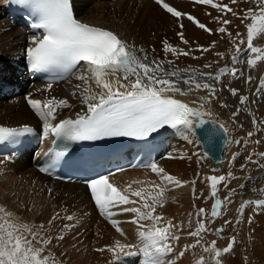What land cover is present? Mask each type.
Wrapping results in <instances>:
<instances>
[{
	"label": "bare ground",
	"instance_id": "bare-ground-1",
	"mask_svg": "<svg viewBox=\"0 0 264 264\" xmlns=\"http://www.w3.org/2000/svg\"><path fill=\"white\" fill-rule=\"evenodd\" d=\"M164 2L184 14L179 18L184 25L183 29L177 22L178 18L166 12L155 0H73V5L76 15L82 20L113 31L130 45H135L137 49H143L150 60L172 59L174 60L173 67L192 66L201 71L216 72L225 66L229 69L233 67L237 69L235 77L229 73L224 75L219 82L210 81L216 88V95L205 105L212 114L211 117L205 118L211 121L219 120L227 128V140L224 146L225 157L217 162L218 169L214 168L215 163L202 152L195 134L181 136L176 132V138L168 140L169 150L166 155L163 158H158L155 162L168 174L181 181L189 182L176 187L185 193L192 190L188 193L189 195L180 193L186 201L193 199V185L190 183L192 180L196 179V195L201 194L204 190L210 194L209 182L205 178L209 174L210 176H221L223 174L219 173L223 171L226 179L218 185L217 196L211 197L209 203L213 204L216 199L225 201L224 198L229 197L231 202H224L226 213L221 208L220 217L229 218V224L234 231L233 235L237 240L234 239L235 249L226 254L222 252V249L228 243L223 241L222 247L219 244L221 242H217L215 247L221 251L220 264H264V191H262L264 190V155H262L264 154V61L249 67L247 64L249 55L246 52L245 43L241 45L245 52L238 54V62H234L233 56L237 55L234 44L230 41L227 33L216 31L223 26L233 37L237 32L241 33L240 38L246 41V24L250 20L241 23V18L244 15V10L248 8L256 11L257 4L255 0H237L235 4L231 3V0H213L214 3L221 6L228 4L241 17L238 18L226 11H217L211 5L196 3V0H164ZM188 15L205 24L212 32H205L198 28L187 19ZM223 19H228L231 23L223 25L221 23ZM180 31H183L185 39L189 41L188 44L181 42L177 35ZM30 37L31 35L6 20L0 6V82L12 83L19 88L16 93L0 97V124L6 126L43 125V122L27 103L26 97L29 96L39 100L52 97L58 100H68L72 107L60 109L54 123L67 117L74 118L77 112L86 111V106L81 103L80 98V91L84 85L76 79V76L83 71L81 68H78L64 81L51 83V89H47L49 83L28 80H25V84L22 85L21 74L17 70L21 65L25 49L29 45ZM263 37L260 38L263 39ZM165 40L174 47L186 51L192 49L191 54L180 56L178 59L170 53L166 56L163 52V41ZM254 46L264 48V42L259 43L255 40ZM203 48H208L209 51L202 52ZM216 53H222L223 58L217 56ZM209 63L212 64V68L204 69L203 65ZM165 67L168 65L165 64ZM249 77L251 80L248 79ZM76 85H81V89H77ZM233 88L237 89L236 95H232L231 89ZM90 90L98 91L94 83L90 85ZM73 92H76L77 95L73 96ZM207 96L206 91H197L176 98L186 100L195 107L197 105L192 104V101ZM241 96L247 98L243 104L240 102ZM234 112L237 113L236 116H233ZM249 132L252 133V136H248ZM176 145L180 146L176 147ZM180 150L182 154L186 153V150L190 154L189 156L183 155L185 157L183 167H178L180 163L177 158ZM169 156L174 158H169ZM32 163L33 159L27 153L18 154L11 162L3 161L0 158V207H3L6 212L12 213L20 223L37 227L45 226L43 234L53 237L52 243L47 246L44 253L45 255L52 254L49 264H111L114 256L107 249L114 247L116 241H120L121 244H130L132 241L139 240L137 233L140 229L130 222L133 214L124 213L113 217L119 221L118 226L123 233L121 235L91 203L83 185L52 180L36 172ZM214 169L217 171H213ZM229 173H231L230 177ZM195 175H197L196 178ZM110 179L118 190L143 189L145 194L153 190L154 184L160 183L158 177L150 169L143 168L119 171L114 173ZM225 184L227 187L224 186ZM207 188L209 189L207 190ZM132 199L138 198L132 197ZM257 201L261 203L257 204ZM165 202L163 207L157 206L154 213V215L164 218L162 223L168 221L165 214L169 212L168 208L171 209V205L165 204ZM244 202L250 203L245 204L243 210H240V206ZM192 204L193 208H190L189 213L193 218L185 220L182 225V229H188L189 232L195 230L197 208H201L193 201ZM205 204H208V201ZM140 206L139 203L128 205V207ZM203 206L205 207V205ZM37 210L40 213L48 212L53 215L58 213L59 216L49 225V216H42V214H38ZM113 211H118V209H113ZM68 215L74 216L75 219L72 221L64 219ZM22 216L25 220L21 218ZM34 220L36 221L34 222ZM143 223L148 224L149 222ZM65 224L74 225V227L64 229ZM220 228L222 229V227ZM205 233L201 234V243L194 248H189L183 257L177 255L178 260L173 261L171 258L175 254L172 253L166 259L173 261L174 264H198V261L203 257L204 264H215L217 258L214 256V252L203 250L204 247L212 244V242H207L208 236H205ZM210 234L214 237L211 241H215L216 237L218 239L223 237V233H218L215 229ZM59 235L64 238L57 240L56 237ZM188 242L185 239L186 245ZM190 242H192L191 239ZM189 245L193 244L189 243ZM103 248L105 249L102 251L106 256L105 260L99 259L97 254L94 255L97 249ZM180 249L177 250V254L184 250L182 246ZM136 264H141V261L137 260Z\"/></svg>",
	"mask_w": 264,
	"mask_h": 264
},
{
	"label": "snow or ice",
	"instance_id": "snow-or-ice-1",
	"mask_svg": "<svg viewBox=\"0 0 264 264\" xmlns=\"http://www.w3.org/2000/svg\"><path fill=\"white\" fill-rule=\"evenodd\" d=\"M12 2L28 8L34 18L31 27L36 30L37 34L30 37L29 47L26 49L27 60L32 70L62 69L63 73L72 74L78 68L83 69L76 79L84 85L80 91V98L81 103L86 106V111L77 112L75 119L65 118L54 123L60 109L72 107L66 99L58 100L52 97L39 100L30 98V96L26 97L29 106L43 122L45 138L51 136L72 141H100L105 138L127 137L145 141L166 128L175 130L181 136L194 135L196 129H201L205 135L215 134L217 129L224 133L227 132L223 124H214L212 129L205 128V125L213 123L210 119H205L212 115L205 105L216 95V88L210 81L219 82L224 75L229 73L235 77L237 75L235 67L229 69L225 66L216 72H211L201 71L192 66L173 67L174 60L172 59L150 60L143 49L130 45L113 31L77 19L74 14L73 0H12ZM155 2L173 17L178 18L177 22L183 29L184 25L179 18L184 14L169 6L164 0H155ZM196 3L211 5L217 11H226V13L241 18L228 4L221 6L213 0H196ZM231 3H237V0H231ZM255 3L257 10L253 11L252 8H248L244 10L241 18V23L250 20L246 24V42L240 38L241 33L239 32L233 37L226 27L221 26L216 30L220 33H227L234 44L237 54L233 56L234 62H238V54L245 52L241 45L246 43L249 67L264 61V48L254 46V40L264 36V0H255ZM187 19L205 32H212L205 24L198 22L191 15H188ZM221 23L229 25L231 21L223 19ZM177 35L183 44L189 43L183 31L178 32ZM191 51L192 49L186 51L174 47L167 40L163 41V52L166 56L170 53L178 59L180 56H189ZM208 51V48L202 49V52ZM216 55L223 58L222 53H216ZM165 64L168 67H165ZM203 68L211 69L212 64H205ZM248 79L251 80V77ZM93 83L98 91L90 90V85ZM51 87L49 83L47 89ZM76 88L81 89V85H76ZM197 91H206L208 96L192 101V104L197 105L195 107L176 98ZM231 92L232 95H236L237 89L233 88ZM72 95L76 96L77 93L73 92ZM246 99L241 96V104ZM236 114L234 112L233 116ZM31 131L32 129L28 126L21 128L0 126V142L18 138ZM248 136H252V133L249 132ZM55 142L54 139L53 143ZM57 155H62V153H57ZM169 158L174 157L169 156ZM134 167L150 169L159 178L160 183L154 184L153 190L147 194L143 189L118 190L109 182V176L114 173L97 175L95 178L86 179L84 183L90 190L91 199L99 213L121 235L123 233L118 226L119 221L113 217L124 213L133 214L130 222L140 229L137 235L141 244L138 248V253L142 257L141 264H174L166 257L173 253L172 242L181 238L176 233L182 230V224L174 225L171 220L162 223L164 218L154 213L157 206H164L169 186L180 187L189 182L181 181L168 174L157 165L155 160L142 165H134ZM118 171H124V169ZM230 176L231 173H229ZM205 179L209 182L211 196L215 198L218 185L224 182L226 177L212 175ZM190 183L193 185V198L199 199L195 193L196 180ZM224 186L227 187L226 184ZM132 197L138 199H132ZM224 200L231 202L229 197H225ZM138 203L140 207H128V205ZM247 203L250 202L242 203L240 210H243ZM223 204V201L215 200L210 213L211 220L221 215L220 210ZM113 209H118V211H113ZM0 214H2L0 215V264H49L52 254L45 255L44 253L47 246L52 243L53 237L43 234L45 226L37 227L20 223L18 218L6 212L3 207H0ZM204 214V208L197 210V226L188 235L198 239L195 244L186 245L185 250L181 251L179 256L183 257L189 248H194L201 243V234L208 231L203 219ZM58 216V213L53 215L48 224L51 225ZM64 219L72 221L75 217L68 215ZM145 221L149 223H143ZM72 227L74 225H64V229ZM216 231L222 232L223 229H216ZM63 238L62 235L56 237L57 240ZM234 239L233 237L223 248V253H229L233 249ZM215 244L216 242L212 241V244L204 247L203 250L214 252L217 258L215 264H220L221 251L216 249ZM133 247L132 244H121L120 241H116L114 247L107 249L114 256L111 264H125L122 257L136 256L137 251H132ZM104 250L97 249V251ZM198 264H204L203 257Z\"/></svg>",
	"mask_w": 264,
	"mask_h": 264
},
{
	"label": "rangeland",
	"instance_id": "rangeland-1",
	"mask_svg": "<svg viewBox=\"0 0 264 264\" xmlns=\"http://www.w3.org/2000/svg\"><path fill=\"white\" fill-rule=\"evenodd\" d=\"M256 40V42H264V37H263V39H261L260 37L259 38H257V39H255ZM255 40H254V42H255ZM246 42V41H245ZM255 45H257L256 43H255ZM227 129V128H226ZM180 145H176V147H179ZM186 153H181V150L179 151V153H178V158H177V160L179 161V166L178 167H183L184 166V164H183V161L185 160V157H183V155H186V156H189L190 154H189V152L186 150L185 151ZM188 153V154H187ZM182 158H181V157ZM186 160H187V157H186ZM214 168L215 169H218V168H216L215 166H214ZM154 174V173H153ZM220 175L221 174H223L224 176H225V174H224V172L222 171V173H219ZM208 176H210V174L208 175ZM212 176V175H211ZM197 177V175H195V178ZM159 179V178H158ZM196 180V179H195ZM207 186H208V184H207ZM170 188H169V190L166 192V199H165V204H170L171 205V209H169L168 208V213L166 212V217H167V219L168 220H171L172 221V223L173 224H175V225H177V224H182V225H184V221L186 220V221H188V219L190 218V219H192L193 218V216L192 215H189L190 213H189V211H190V208H193V204H192V201L193 202H195V204L197 203L198 205H200V207L201 208H204L205 209V214H204V222H205V224H206V227H207V229H208V231H206V233H205V236L207 235L208 236V240H207V242L208 243H211L212 241V239L214 238V237H212L211 236V234H210V232H214V229H216V227H222V229H223V231L222 232H218V233H223V237H221V238H219L220 239V241H219V239L216 237V239H215V242H216V244L215 245H217V242H221V243H219L220 244V246H222L223 247V241H226L225 243H229L231 240H232V238L234 237V231H233V229H232V226L229 224V223H225V221H229V218H226V219H224L225 217H223L222 218V216L220 217H218V218H216L214 221L212 220H209V218H211L210 217V213H211V209H212V204L211 203H209L210 202V198L212 197L210 194H208V192L206 191V190H204V191H202L201 192V194H197L196 196L197 197H199L200 195V197H199V199H192V201H191V199L189 200V201H186L185 199H183L182 198V196L180 195V193H185V191H182L181 189H178V188H176V187H171V186H169ZM209 188H207V190H208ZM190 192H192V190L190 191ZM189 191H187L185 194H188V193H190ZM210 193H211V191H210ZM204 194H206V195H209V196H203ZM179 195V196H178ZM189 195V194H188ZM202 196H203V199H202ZM170 199H171V203H170ZM181 199V200H180ZM173 200V201H172ZM221 200V199H220ZM207 201H208V204H205V202L207 203ZM221 201H223V200H221ZM223 202H225V201H223ZM173 204V205H172ZM175 204V205H174ZM203 205H205V207L203 206ZM208 205V206H207ZM177 206V207H176ZM188 207V208H187ZM195 207H196V205H195ZM177 208V209H176ZM209 208V209H208ZM197 209H199V208H197ZM222 209H223V212L224 213H226L225 212V208H224V204H223V207H222ZM37 212H38V214H42V216H44V215H48L49 216V219H51L52 217H53V214H51V213H49L48 214V212H46V213H40V211L39 210H37ZM177 213V214H176ZM186 214H187V216H186ZM30 215H31V213H30ZM176 216V217H175ZM190 216V217H189ZM173 217V218H172ZM188 217V218H187ZM23 220H25V218L22 216L21 217ZM172 218V219H171ZM61 219V218H60ZM36 220H34V222H35ZM53 221H55V220H53ZM210 221H211V223H210ZM112 228V227H111ZM225 232V233H224ZM233 232V233H232ZM187 233H189V230L188 229H185V228H183L182 230H180V231H177V235H179L181 238L178 240V241H173L172 242V244H173V253L175 254L174 255V257H172L171 258V260H173V261H177L178 260V258L176 257L177 255H179V254H177V250H179L180 249V247L182 246V249H184L185 250V246H186V244H185V239H187V241H189L188 242V245H189V243H192V244H194L195 243V241L198 239L197 237H194V239H193V237H191L190 238V236L187 234ZM212 237V238H211ZM191 239V241L192 242H190V239ZM235 238V240H237L236 239V237H234ZM193 239V240H192ZM225 239V240H224ZM201 240H202V238H201ZM222 240V241H221ZM235 240L233 241V249H235L234 247V245H235ZM179 243V244H178ZM175 244H176V246H175ZM177 244H178V246H177ZM175 246V247H174ZM227 246V245H226ZM176 248V249H175ZM104 249V248H103ZM181 250V249H180ZM184 250H182V251H184ZM223 250V249H222ZM98 255V257H100L99 259H104L106 256H105V254H103L102 253V251H95L94 252V255ZM215 256V255H214ZM176 257V258H175ZM174 258V259H173ZM105 260V259H104Z\"/></svg>",
	"mask_w": 264,
	"mask_h": 264
},
{
	"label": "water",
	"instance_id": "water-1",
	"mask_svg": "<svg viewBox=\"0 0 264 264\" xmlns=\"http://www.w3.org/2000/svg\"><path fill=\"white\" fill-rule=\"evenodd\" d=\"M215 124H221L216 122ZM214 124L205 125L206 129H212ZM197 137L201 143L202 150L207 153L210 159L217 163L218 160L224 157V144L226 140V133L221 132L217 129L215 134L205 135L201 129H196Z\"/></svg>",
	"mask_w": 264,
	"mask_h": 264
}]
</instances>
